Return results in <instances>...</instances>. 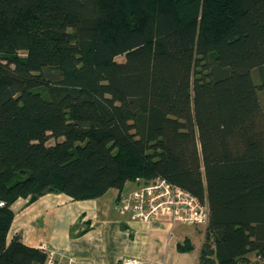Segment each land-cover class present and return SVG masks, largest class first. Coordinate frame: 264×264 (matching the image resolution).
<instances>
[{"label": "trees", "instance_id": "obj_1", "mask_svg": "<svg viewBox=\"0 0 264 264\" xmlns=\"http://www.w3.org/2000/svg\"><path fill=\"white\" fill-rule=\"evenodd\" d=\"M157 177L208 208L196 264H264V0H0V264L48 258L17 199Z\"/></svg>", "mask_w": 264, "mask_h": 264}, {"label": "crops", "instance_id": "obj_2", "mask_svg": "<svg viewBox=\"0 0 264 264\" xmlns=\"http://www.w3.org/2000/svg\"><path fill=\"white\" fill-rule=\"evenodd\" d=\"M129 183L133 185L127 182L123 191L137 186ZM113 191L108 198V191L81 200L63 193H47L33 202L19 198L11 205L14 219L8 238L20 235L25 244L45 250L57 264H118L125 257L151 264H194L188 257L193 249H177L182 232L177 231L178 223L141 221L117 212L118 190Z\"/></svg>", "mask_w": 264, "mask_h": 264}, {"label": "built area", "instance_id": "obj_3", "mask_svg": "<svg viewBox=\"0 0 264 264\" xmlns=\"http://www.w3.org/2000/svg\"><path fill=\"white\" fill-rule=\"evenodd\" d=\"M114 209L120 213H130L141 221L161 220L191 226L206 225L208 222V208L199 198L161 177L121 192L115 200ZM45 264L57 262L48 256ZM118 264L151 263L125 257Z\"/></svg>", "mask_w": 264, "mask_h": 264}, {"label": "rangeland", "instance_id": "obj_4", "mask_svg": "<svg viewBox=\"0 0 264 264\" xmlns=\"http://www.w3.org/2000/svg\"><path fill=\"white\" fill-rule=\"evenodd\" d=\"M124 57L123 55H119L116 57V60H123ZM256 76V74H255ZM257 81V77L255 78ZM137 183V186H139L141 183H139L138 181H134ZM132 183L128 182V186H132ZM135 186V187H137ZM113 189H110V191L108 190V192L105 195V198L107 197H111L113 194ZM172 224H177V223H172ZM179 225L176 226L177 231L181 229L182 232H180L181 236L178 238V241H183L184 237H188L191 241V243L193 244V252L191 251L188 254L189 260L193 261L194 260V264H196L195 259L196 255L198 254V250L200 247V244L202 242L203 239V234L205 231V225H201V226H191V225H183L181 223H178ZM175 239V238H174ZM195 249V250H194Z\"/></svg>", "mask_w": 264, "mask_h": 264}]
</instances>
